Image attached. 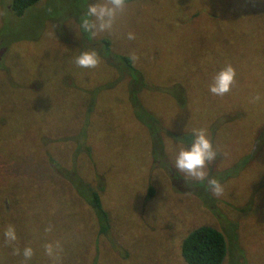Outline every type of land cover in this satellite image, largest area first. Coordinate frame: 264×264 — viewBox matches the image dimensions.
Wrapping results in <instances>:
<instances>
[{
  "label": "rangeland",
  "instance_id": "374dc122",
  "mask_svg": "<svg viewBox=\"0 0 264 264\" xmlns=\"http://www.w3.org/2000/svg\"><path fill=\"white\" fill-rule=\"evenodd\" d=\"M95 2L40 0L17 18L0 0V264H54L44 245L57 241L55 264H186L182 241L203 225L224 235L223 264H264V0H131L115 32L92 39L80 19ZM91 49L99 67H77ZM132 53L143 84L130 97L116 55ZM227 64L236 84L214 96L209 84ZM194 128L218 149L208 171L220 197L174 167ZM77 183L103 186L107 234Z\"/></svg>",
  "mask_w": 264,
  "mask_h": 264
},
{
  "label": "clouds",
  "instance_id": "9594fccd",
  "mask_svg": "<svg viewBox=\"0 0 264 264\" xmlns=\"http://www.w3.org/2000/svg\"><path fill=\"white\" fill-rule=\"evenodd\" d=\"M127 0H96L87 6L86 13L80 19V29L90 38L108 33L113 34L118 21L127 10ZM128 40H135L132 32L127 33ZM130 59L135 63L139 60L136 53H132ZM74 63L79 68L95 69L101 63V57L97 50L91 49L78 55ZM236 69L227 64L212 78L209 84V91L214 96L228 94L236 84ZM262 97L257 94L250 99V103L261 101ZM192 142L188 147H181L175 156L174 167L183 174L186 181L204 182L207 180L208 190L216 197L224 195V186L216 178H209L208 166L212 164L218 155V149L214 147L211 134L206 128L192 129ZM253 147V146H252ZM252 151V149H251ZM51 226L45 229L51 231ZM5 243L13 244L17 241V233L14 225H8L4 231ZM45 254L53 260L54 264L60 259L63 251L59 241L46 243ZM14 254L20 255V249H14ZM25 262L31 260L34 255L32 247H25L22 253Z\"/></svg>",
  "mask_w": 264,
  "mask_h": 264
},
{
  "label": "trees",
  "instance_id": "16d2710c",
  "mask_svg": "<svg viewBox=\"0 0 264 264\" xmlns=\"http://www.w3.org/2000/svg\"><path fill=\"white\" fill-rule=\"evenodd\" d=\"M39 1L40 0H11L10 8L13 15L17 18H20ZM128 1L131 0H127V2ZM103 43L105 46V54L108 56L111 55V52L109 53L108 51V41H103ZM116 56L123 62L122 66L123 68H125L123 74L129 77V79H131L130 81L132 82L131 89L128 90L129 96L131 97L132 94H138L143 84V75H141L140 71L134 66V62L130 59L131 55ZM134 80L138 83V85L134 84ZM180 85L182 89H184L185 87V89L187 90L185 85ZM183 100H185V98H183ZM141 111L144 112V115L140 118L141 123L148 128V130L151 132V136L155 139V143L159 145L160 140L157 137L155 138V129L151 128V126L153 127V123H157V121L153 117L152 113L144 110L143 108H141ZM262 136H264V130L261 133L260 137ZM260 137L259 139H257L258 142L256 140L257 146L262 143ZM185 139L187 140V137ZM150 156L153 157L154 154L152 153ZM49 168L51 170V173L54 174V172L56 173V170H58L59 166L53 164V166ZM56 174L59 178H63L58 174V172ZM77 184L81 185L83 188H81L79 192H77L74 187V192L92 210L95 217V223L97 225L96 233H98V235L107 234L109 230V226L107 223L108 214L103 208L101 201V191L104 189L103 186H91L84 183ZM227 247L228 243H226L225 237L222 232L211 226L203 225L192 229L188 233V235L185 236L181 244V257L186 264H223L227 256Z\"/></svg>",
  "mask_w": 264,
  "mask_h": 264
},
{
  "label": "flooded vegetation",
  "instance_id": "af4514ba",
  "mask_svg": "<svg viewBox=\"0 0 264 264\" xmlns=\"http://www.w3.org/2000/svg\"><path fill=\"white\" fill-rule=\"evenodd\" d=\"M255 146V145H254ZM253 155H250L249 158H251Z\"/></svg>",
  "mask_w": 264,
  "mask_h": 264
},
{
  "label": "water",
  "instance_id": "95a60500",
  "mask_svg": "<svg viewBox=\"0 0 264 264\" xmlns=\"http://www.w3.org/2000/svg\"><path fill=\"white\" fill-rule=\"evenodd\" d=\"M1 55V54H0Z\"/></svg>",
  "mask_w": 264,
  "mask_h": 264
}]
</instances>
